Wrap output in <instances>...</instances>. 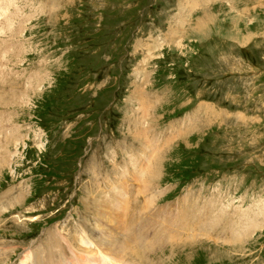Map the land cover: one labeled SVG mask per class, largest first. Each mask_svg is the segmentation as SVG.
Listing matches in <instances>:
<instances>
[{
	"label": "rangeland",
	"instance_id": "obj_1",
	"mask_svg": "<svg viewBox=\"0 0 264 264\" xmlns=\"http://www.w3.org/2000/svg\"><path fill=\"white\" fill-rule=\"evenodd\" d=\"M0 55V128L17 130L0 149V264H22L57 228L74 242L87 188L126 168L142 133L171 140L159 206L264 215V0H0ZM224 218L173 238L200 240L162 261L264 264V226L232 243L216 236L242 230Z\"/></svg>",
	"mask_w": 264,
	"mask_h": 264
},
{
	"label": "bare ground",
	"instance_id": "obj_2",
	"mask_svg": "<svg viewBox=\"0 0 264 264\" xmlns=\"http://www.w3.org/2000/svg\"><path fill=\"white\" fill-rule=\"evenodd\" d=\"M38 81V76L30 78L27 84L29 86L21 95L16 94L13 89V93L7 96H10L11 101L6 99L5 104L12 103L15 99L21 101L28 95L29 90H35L34 86ZM14 103L18 104L16 100ZM146 118L142 117V120ZM139 124L138 133H142L144 128L142 129L143 125ZM7 129L4 131L2 127L0 128L2 150H6L4 147L6 144H11L17 133L15 129ZM142 136L143 142L138 145L137 150L136 148L128 150L129 156L126 158L130 164L126 168L115 169L116 173L113 177L109 176L105 179L103 176L102 183L96 177L93 185L90 184L87 188L84 214H88L89 217L86 218V224L80 222L76 225L75 241L70 242L68 235L57 228L56 231L49 232L43 246L25 251L22 264H33L35 260L40 264H166L162 258L168 254L167 252L175 253L174 250L179 247L194 244L202 237H207V229L215 222H218L217 227L225 229L220 221H231L224 218L225 214L236 218L242 230L241 233L230 232V237L216 236L225 241L230 240L233 243L244 240L264 226L263 204L257 205L255 210L242 211L244 210L242 209V212H232L230 208H224L214 200L202 204L194 201L193 198L182 199L176 205L159 206L154 194L155 170L158 169L159 154L171 140L167 137L159 140L155 139L156 136L151 137L143 133ZM111 154L117 162L115 166L118 167V160L114 156L116 153ZM97 170L98 173H102L99 175L101 178L104 175L101 167ZM106 173H108L106 176L110 175V172ZM101 185L107 187L109 185L110 188L103 189ZM124 200L126 202H123ZM179 236H195L200 239L171 242L173 238ZM41 250L45 252L43 256L40 254ZM68 253L69 258H67Z\"/></svg>",
	"mask_w": 264,
	"mask_h": 264
}]
</instances>
